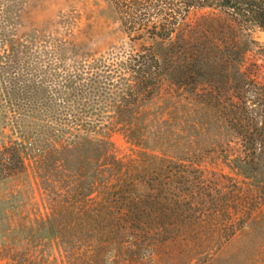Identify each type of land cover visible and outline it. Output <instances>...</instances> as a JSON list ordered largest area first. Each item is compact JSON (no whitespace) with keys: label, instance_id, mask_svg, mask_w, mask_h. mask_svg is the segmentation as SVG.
I'll use <instances>...</instances> for the list:
<instances>
[{"label":"trees","instance_id":"trees-1","mask_svg":"<svg viewBox=\"0 0 264 264\" xmlns=\"http://www.w3.org/2000/svg\"><path fill=\"white\" fill-rule=\"evenodd\" d=\"M204 9L211 11L191 20ZM135 26L134 51L77 80L69 76L34 99L28 114L14 115L17 138L0 145V183L32 171L52 210L16 228L65 254L90 261L112 248L126 252L129 264L218 261L235 237L217 243L225 237L218 230H230L222 222L228 203L214 215H191L202 189L190 167L207 143L220 140L231 167L264 199V84L242 67L254 42L245 30L264 31V0H140ZM170 90L181 95L180 107L164 98ZM115 129L141 147L136 158L116 157ZM206 218L209 232L200 225ZM236 225L242 242L262 241L264 215ZM189 238L195 242L184 250L195 256L173 262ZM206 239L218 247L209 254Z\"/></svg>","mask_w":264,"mask_h":264},{"label":"rangeland","instance_id":"rangeland-1","mask_svg":"<svg viewBox=\"0 0 264 264\" xmlns=\"http://www.w3.org/2000/svg\"><path fill=\"white\" fill-rule=\"evenodd\" d=\"M210 11H192L190 18L195 20ZM137 21H140V0H0V145L17 138L10 127L14 125V115L28 114L34 99L47 98L69 76H76L77 80L78 74L84 77L95 66L114 65L134 51L131 45L137 34L131 31V26L136 28ZM245 32L254 42L249 45L242 67L264 84V31L250 27ZM168 93L163 91L164 98L180 107L181 95L173 90ZM109 138L116 157L123 161L136 158L141 149L122 130L111 131ZM224 147L217 139L207 143L190 167V173H200L198 185L202 189L198 191L202 197L197 195L200 197L197 208L190 214L212 211L214 215L216 206L228 203L232 224L229 225L228 216H222V222L228 223L230 230L218 231L223 236L235 231V237L221 250L218 261L209 260L207 264H264V230L258 234L262 241L247 244L239 240L240 230H236L238 225L234 226L239 218L247 220L264 215V199L251 191L248 180L231 167L221 150ZM27 164L31 163L27 161ZM32 174L30 171L26 178L0 183V264H129L127 253L118 254L117 249L110 248L111 254L107 250L104 257L88 261L18 231L17 225L45 218L53 206ZM55 201L57 205L59 202ZM214 223L216 229L222 225ZM200 225L203 232L212 229L207 218ZM226 237L217 238V243L223 244ZM194 242L189 238L177 246V260L172 261L188 262L194 257L184 250L191 249ZM217 243L204 240L203 251L212 253L218 248Z\"/></svg>","mask_w":264,"mask_h":264}]
</instances>
